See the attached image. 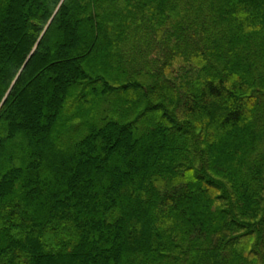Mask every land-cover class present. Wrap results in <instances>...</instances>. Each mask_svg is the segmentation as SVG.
Returning a JSON list of instances; mask_svg holds the SVG:
<instances>
[{"label": "trees", "instance_id": "trees-1", "mask_svg": "<svg viewBox=\"0 0 264 264\" xmlns=\"http://www.w3.org/2000/svg\"><path fill=\"white\" fill-rule=\"evenodd\" d=\"M0 264H264V0H0Z\"/></svg>", "mask_w": 264, "mask_h": 264}, {"label": "rangeland", "instance_id": "rangeland-1", "mask_svg": "<svg viewBox=\"0 0 264 264\" xmlns=\"http://www.w3.org/2000/svg\"><path fill=\"white\" fill-rule=\"evenodd\" d=\"M59 127V126H58Z\"/></svg>", "mask_w": 264, "mask_h": 264}]
</instances>
